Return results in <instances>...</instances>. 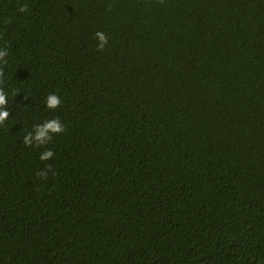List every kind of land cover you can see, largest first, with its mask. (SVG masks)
Here are the masks:
<instances>
[{"label":"trees","instance_id":"16d2710c","mask_svg":"<svg viewBox=\"0 0 264 264\" xmlns=\"http://www.w3.org/2000/svg\"><path fill=\"white\" fill-rule=\"evenodd\" d=\"M5 45L0 264H264V0H0Z\"/></svg>","mask_w":264,"mask_h":264},{"label":"clouds","instance_id":"9594fccd","mask_svg":"<svg viewBox=\"0 0 264 264\" xmlns=\"http://www.w3.org/2000/svg\"><path fill=\"white\" fill-rule=\"evenodd\" d=\"M163 2V0H161ZM21 13L28 11V5H21L19 8ZM94 38L97 40L96 49L97 51H103L109 42V37L103 31H96L94 33ZM9 55L8 47H0V65L7 64V57ZM17 92H13L11 95L14 97ZM9 101V93L4 90V71L0 67V126H4L6 121L10 117V112L7 109ZM45 105L49 110H56L62 105V98L57 93H50L45 99ZM67 131V126L62 123L59 117L45 120L42 123H37L33 125V130L27 132L23 137V144L26 147H36L46 146L52 142L55 136H58ZM54 152L51 149L45 148L44 151L39 155L41 161H50L54 158ZM52 172L53 175L56 173L53 171L51 165H46L44 169L37 172V176L46 180L48 178V173Z\"/></svg>","mask_w":264,"mask_h":264}]
</instances>
